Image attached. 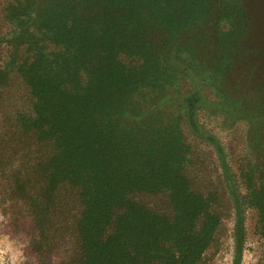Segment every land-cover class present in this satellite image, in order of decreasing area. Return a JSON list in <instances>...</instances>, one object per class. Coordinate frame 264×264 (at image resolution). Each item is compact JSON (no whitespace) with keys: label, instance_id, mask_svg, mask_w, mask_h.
<instances>
[{"label":"trees","instance_id":"1","mask_svg":"<svg viewBox=\"0 0 264 264\" xmlns=\"http://www.w3.org/2000/svg\"><path fill=\"white\" fill-rule=\"evenodd\" d=\"M236 10L225 0H25L9 12L14 45L0 63V91L26 84L31 111L0 147V194L26 208L45 254L70 237L68 264L203 263L223 213L208 180L205 191L194 186L187 132L213 147L224 191L236 207L240 199L223 144L199 121L201 78L264 94L241 32L250 18L242 4ZM225 13L228 31L219 29ZM183 35L186 59L177 53ZM183 75L187 90L175 87ZM22 133L29 143L19 155ZM251 172L245 183L264 223V178L253 185ZM155 192L167 194V211L151 206ZM237 215L242 237L239 206Z\"/></svg>","mask_w":264,"mask_h":264},{"label":"rangeland","instance_id":"2","mask_svg":"<svg viewBox=\"0 0 264 264\" xmlns=\"http://www.w3.org/2000/svg\"><path fill=\"white\" fill-rule=\"evenodd\" d=\"M22 1L24 3L25 0H0V63H3L7 50L14 45V34L9 25L11 15L9 12L18 6V2L22 4ZM225 1L238 17L237 6L242 4L246 9L245 14L250 20L244 23L241 32L247 33L245 39L247 40V36L251 47L254 48L249 49L248 52L252 53L253 57H257L256 71L262 68L264 72V0ZM224 15L227 17L221 21L219 29L228 31L230 27H233L230 23L231 14ZM248 23L253 25L252 29L246 28ZM188 26L189 23L186 27ZM250 32L252 36L248 35ZM185 36L178 39V49L181 52L177 49V53L184 59L190 58L191 55L185 51V46L189 44ZM162 72L165 75H172L170 69L164 67ZM215 78L208 77L206 74L201 78L205 100L209 104L206 105L204 102L205 105L200 106L198 116L202 125L223 144L234 171L237 180L236 197L240 199L237 207L240 208L242 237L238 236L240 221L236 203L224 191V179L218 167L215 150L206 141L187 132V136L195 146L194 161L197 163L190 173L193 181L195 179L194 186L198 190L205 191L204 180H208V191H217L220 195L217 206L221 214L223 213V219L216 232V240L205 253L202 264H263L264 223L256 209L257 191L248 190L244 175L251 169L250 177L254 180L253 185L260 181V177L264 178V94L256 96L247 90L243 91L244 89L235 87L237 82L233 84H227V81L222 82L217 88ZM178 79L175 87L187 90L188 77L183 75ZM235 79L236 75L231 80L235 81ZM249 83H254V88L257 90L260 76L255 78V82ZM30 102L29 88L22 82L10 83L7 88L0 91V141L3 140L2 143L0 142V147L7 144L15 131L22 127V117L24 118L27 111H31ZM216 102L224 104L227 108L223 106L217 108ZM241 107L246 111H239ZM28 143L27 136L22 133L16 146L19 155L26 151ZM4 151L5 149H0V158L3 157ZM249 163L253 164L252 168ZM195 168L198 171L196 173ZM252 192L255 194L253 199L250 197ZM167 198L165 192H155V199L151 198L153 199L151 206H155L156 212H165L169 209ZM4 201L1 200L0 194V264L70 263V258L74 256L72 238H59L51 253L45 254L43 252L45 249L40 250V246L34 241V227L26 208L12 201L10 203Z\"/></svg>","mask_w":264,"mask_h":264}]
</instances>
